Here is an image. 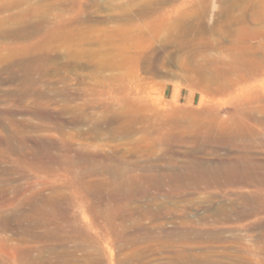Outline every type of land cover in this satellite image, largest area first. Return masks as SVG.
I'll use <instances>...</instances> for the list:
<instances>
[{
  "label": "rangeland",
  "instance_id": "obj_1",
  "mask_svg": "<svg viewBox=\"0 0 264 264\" xmlns=\"http://www.w3.org/2000/svg\"><path fill=\"white\" fill-rule=\"evenodd\" d=\"M141 1L0 0V264H264V0H207L190 23L230 50H203L196 80L164 29L149 44L123 18ZM209 166L245 174L195 177Z\"/></svg>",
  "mask_w": 264,
  "mask_h": 264
},
{
  "label": "bare ground",
  "instance_id": "obj_2",
  "mask_svg": "<svg viewBox=\"0 0 264 264\" xmlns=\"http://www.w3.org/2000/svg\"><path fill=\"white\" fill-rule=\"evenodd\" d=\"M144 1V0H143ZM172 1H174V0H172ZM181 1V0H180ZM183 1V0H182ZM220 1V0H219ZM222 1V0H221ZM220 1V2H221ZM247 1V0H246ZM184 2V1H183ZM206 2H207V0H198V1H196V2H194V3H192V13L191 12H189V8H188V6L187 5H189L188 3H183V4H181V5H178V4H173V3H170L169 1H167V0H146V1H144V2H142L141 1V3H139V4H136L137 6L135 7V9L133 8V9H131L132 7H130V9H131V11H128L129 12V14H126V12H125V15L123 16V18L124 19H126V21L127 20H131V19H133L134 17H140L139 19L141 20L142 18H143V20L145 21L144 23H140V25L138 26V30H139V33L140 34H142V35H144V36H146V37H148V39H149V44H151V43H153V45H154V43L157 41V33L158 32H163V31H165L166 33H167V38L164 40V42L166 43V45L165 46H167V45H170L171 44V46L173 45V46H175L176 48H178L180 51H183L184 53H183V55H185V56H178V59L175 57V56H173V57H168L167 56V54H165L168 58H170V60H177L178 62H180V65H181V67L183 66V67H187V66H196V69H192L193 71H192V73H193V77L195 78V80H196V78H203L205 75H206V72H207V69H206V67L205 66H203V65H208L207 63V61H210V59H209V56H204V55H202L201 53H202V51L203 50H205V49H214V50H217V52H218V50H221V51H223V49H225V48H227V49H229V46H226L225 44H224V41H222V40H224V39H222L221 40V38L220 37H218L219 39L218 40H216V38H214L215 36H213L214 34H215V28L213 29V27H210L211 25V23L209 24L210 26H205L204 24H201V25H199V22H198V25H197V23L196 24H193V23H190L191 21L190 20H192L193 18H195V19H197V20H203L204 21V23L206 22V19H205V17L207 16V5H206ZM233 2H234V0H233ZM233 2H231V4L233 3ZM209 3V2H208ZM237 3V2H236ZM238 3H240V2H238ZM224 4V3H223ZM228 4V3H227ZM235 4V3H234ZM247 4V3H246ZM245 4V5H246ZM131 5V4H130ZM191 5V4H190ZM221 5V4H220ZM225 6H226V4H224ZM235 5H237V4H235ZM133 6V5H132ZM230 6V5H229ZM223 7L222 9H221V11H220V13H223L224 14V12H226L227 13V11H230V7ZM249 6V5H248ZM124 7V6H123ZM126 7V6H125ZM124 7V8H125ZM236 7V6H235ZM244 7V6H243ZM256 7V6H255ZM262 8H263V6H261ZM219 8V7H218ZM232 8V7H231ZM248 8V7H247ZM253 8V7H252ZM258 8V7H257ZM261 8V9H262ZM235 9V8H234ZM234 9H233V11H234ZM121 10V9H120ZM122 10H124V9H122ZM211 10V9H210ZM216 10V9H215ZM232 10V9H231ZM236 10V9H235ZM247 10V9H246ZM246 10H244V11H246ZM264 10V9H263ZM191 11V10H190ZM258 11V10H257ZM213 12V11H212ZM243 12V11H242ZM241 12V13H242ZM218 13V12H217ZM247 13V12H246ZM249 13V12H248ZM212 14V13H211ZM216 14V13H215ZM231 14V13H230ZM239 14V13H238ZM244 14V13H243ZM245 15V14H244ZM159 16H161V22H159V24L157 25V24H154V23H152V22H150V20L151 19H153V18H155V17H159ZM219 16H220V14H219ZM228 16H229V12H228ZM239 16V15H238ZM255 16V15H254ZM119 17H120V15H119ZM189 17V18H188ZM264 17V16H263ZM223 18V17H222ZM233 19H234V17H232ZM242 18H243V16H242ZM248 18V17H247ZM119 19V18H118ZM137 19V18H136ZM205 19V20H204ZM224 19V18H223ZM264 19V18H263ZM135 20V19H134ZM210 20V19H209ZM217 21H218V19H216ZM225 20V19H224ZM227 20V19H226ZM225 20V21H226ZM235 20V19H234ZM194 21V20H193ZM207 21H208V19H207ZM224 21V22H225ZM251 21V20H250ZM264 21V20H263ZM227 22V21H226ZM235 22V21H234ZM241 22V21H240ZM253 24L255 23V21L253 22V21H251ZM256 22H257V20H256ZM134 23V22H133ZM236 23V22H235ZM234 23V24H235ZM242 23V22H241ZM247 23V22H246ZM263 23V22H262ZM214 24H216V22H214ZM124 26H125V23L123 24ZM128 25V24H127ZM130 25V24H129ZM221 25H222V23H221ZM236 25V24H235ZM235 25H233L234 27H235ZM237 25H239V24H237ZM240 25H242V24H240ZM244 25H246V24H244ZM216 26V25H215ZM218 26H220V24L218 25ZM224 26V25H223ZM250 26H252V25H250ZM249 26V27H250ZM117 27V26H116ZM126 27V26H125ZM234 27H232V29L234 28ZM260 27V26H259ZM263 27V26H262ZM122 27H120V29H121ZM225 27H223V29H224ZM227 28H228V26H227ZM242 28V27H241ZM245 28H246V26H245ZM252 28V27H251ZM250 28V29H251ZM162 29H164L163 31H162ZM199 31H198V30ZM217 29V28H216ZM219 29V28H218ZM218 29H217V31H218ZM221 29V28H220ZM219 29V30H220ZM222 29V30H223ZM226 29V28H225ZM240 29V28H239ZM244 29V28H243ZM253 29V28H252ZM221 30V31H222ZM226 30H228V29H226ZM230 31H231V29H229ZM263 30V29H262ZM134 31V30H133ZM244 31V30H243ZM250 31V30H249ZM258 31V30H257ZM174 32H175V34H174ZM196 32V33H195ZM218 32H220V31H218ZM227 32V31H226ZM232 32H234V31H232ZM237 32V36L236 37H238L239 35L241 36V34H239L240 32H238V31H236ZM248 32V31H247ZM254 32V31H253ZM259 32V31H258ZM120 33V32H119ZM126 33V32H125ZM128 33V32H127ZM224 33V32H223ZM235 33V32H234ZM245 33V32H244ZM243 33V34H244ZM250 33H251V31H250ZM133 34V33H132ZM137 34V33H136ZM135 34V35H136ZM196 34H198V35H196ZM221 34V33H220ZM226 34V33H225ZM224 34V35H225ZM228 34V33H227ZM230 34V33H229ZM236 34V33H235ZM234 34V35H235ZM247 33H245V35H246ZM249 34V33H248ZM162 35V34H161ZM223 35V36H224ZM231 35V34H230ZM233 35V36H234ZM260 35V34H259ZM140 36V35H139ZM166 36V35H165ZM219 36V35H218ZM239 36V37H240ZM242 37V36H241ZM262 37V36H261ZM109 38V37H108ZM123 38V37H122ZM122 38H120V39H122ZM224 38V37H223ZM228 38V37H227ZM230 38H233V37H230ZM229 38V39H230ZM257 38V34L256 33H252V34H250V35H247V36H245L244 38L242 37V38H237V39H235L236 41H237V43H235V44H232L231 45V48H233V47H235V48H237L238 50H240V49H242V48H244V47H246L247 45H248V43L247 42H250V41H252V40H254V39H256ZM161 39V38H160ZM264 39V38H263ZM109 41H110V39H108ZM233 40V39H232ZM257 40V39H256ZM262 40V39H261ZM101 41V40H100ZM109 41H108V43L107 44H109ZM118 42H119V40H117ZM122 41H124V40H122ZM125 41H127V40H125ZM129 41V40H128ZM134 41V40H133ZM259 41V40H258ZM91 42V41H90ZM96 42V41H95ZM107 42V41H106ZM111 42V41H110ZM229 42H230V40H229ZM232 42V41H231ZM231 42H230V44H231ZM260 42V41H259ZM259 42H257L256 41V43H259ZM94 43V42H93ZM98 43V42H97ZM96 43V44H97ZM113 43V42H112ZM111 43V44H112ZM134 43V42H133ZM144 43V42H143ZM164 43V44H165ZM225 43H226V40H225ZM233 43H234V41H233ZM90 44H92V42L90 43ZM106 44V45H107ZM110 44V45H111ZM120 44H121V42H120ZM127 44V43H126ZM129 44V43H128ZM247 44V45H246ZM117 45H119V44H117ZM138 45V44H137ZM258 45V44H257ZM256 45V46H257ZM122 46V45H121ZM132 46V45H131ZM254 47H255V45H253ZM127 47H128V45H127ZM156 47V46H155ZM168 47V46H167ZM248 47V46H247ZM249 47H250V45H249ZM133 48V47H132ZM234 48V49H235ZM259 48V47H258ZM128 49H130V47L128 48ZM171 49H172V47H171ZM236 49V50H237ZM248 49V48H247ZM138 50V49H137ZM167 50V49H166ZM169 50H170V47H169ZM169 50H167V51H169ZM230 50V49H229ZM232 50V49H231ZM235 50V51H236ZM245 50V49H244ZM126 51V50H125ZM164 51V50H163ZM225 51V50H224ZM256 51V50H255ZM132 52V51H131ZM130 52V53H131ZM141 52H142V50H141ZM211 52V51H210ZM216 52V53H217ZM220 52V51H219ZM234 52V51H233ZM232 52V53H233ZM133 53V52H132ZM143 53V52H142ZM171 53V52H170ZM176 53V52H175ZM226 53H227V51H226ZM261 53H263V52H261ZM139 54V53H138ZM172 54V53H171ZM171 54H168V55H171ZM177 54V53H176ZM181 54V53H180ZM231 54V53H230ZM248 54V53H247ZM253 54V53H252ZM141 55V54H140ZM163 55V54H162ZM207 55H209L208 53H207ZM244 55V54H243ZM251 54H249V58L251 57L250 56ZM144 56V55H143ZM235 56V55H234ZM238 56V55H237ZM240 56H242L241 54H240ZM147 57V62L146 63H144V64H142V65H146L145 67L149 70V71H153L154 73H156V72H158V68H157V65H158V61L159 60H161L162 59V57H159L158 55H157V51H153V52H150V55H148V56H146ZM164 57V56H163ZM232 57V56H231ZM143 58V57H142ZM241 58V57H240ZM165 59H167L166 57H165ZM233 59V58H232ZM257 59H258V56H257ZM260 59V58H259ZM258 59V60H259ZM144 60H145V57H144ZM220 60V59H219ZM253 60V59H252ZM256 60V59H255ZM235 61V60H234ZM249 61V60H248ZM257 61V60H256ZM172 62H174V61H172ZM205 62V63H204ZM238 62V61H237ZM217 63V62H216ZM249 63V62H248ZM255 63V62H254ZM115 64V63H114ZM161 64V63H160ZM219 64H220V62H219ZM228 64V63H227ZM230 64V63H229ZM246 64V63H245ZM252 64H253V61H252ZM105 65V64H104ZM110 65V64H109ZM137 65H141L140 63L139 64H137ZM162 65V64H161ZM223 65V64H222ZM225 65V64H224ZM223 65V66H224ZM235 65V64H234ZM118 66V65H117ZM214 66V65H213ZM226 66V65H225ZM239 66H241V65H239ZM254 66V65H253ZM217 67V66H216ZM234 67V66H233ZM242 67V66H241ZM220 68V67H219ZM221 68H223V67H221ZM226 68V67H225ZM228 68V67H227ZM256 68V67H255ZM117 69H118V67H117ZM129 69V68H128ZM218 69V68H217ZM229 69V68H228ZM241 69V68H240ZM190 70V69H189ZM233 70V69H232ZM252 70V69H251ZM229 71H231V70H229ZM245 71V70H244ZM126 72V71H125ZM238 72V71H237ZM236 72V73H237ZM259 72H261V71H259ZM123 73V72H122ZM132 73V72H131ZM142 73V72H141ZM186 74V73H185ZM223 74H226V71L225 72H223L222 70H216V72L214 73L213 72V74L212 75H214V77L213 78H215L214 80H213V83L215 84V86H217V87H220V88H223V86H224V80L223 79H225V78H223ZM234 74V73H233ZM261 74V73H260ZM259 75V74H258ZM154 76V75H153ZM182 76V75H181ZM208 76V75H207ZM210 76V75H209ZM226 76V75H225ZM230 76V75H229ZM185 77H186V75H185ZM240 77V76H239ZM239 77H238V79H239ZM229 78V77H228ZM182 79V78H181ZM204 80V79H203ZM202 80V81H203ZM211 80V79H210ZM226 80V79H225ZM186 82V81H185ZM187 82H189V81H187ZM206 82V80H204V83ZM212 82V81H211ZM201 83V82H200ZM211 84V83H210ZM213 84V85H214ZM226 84H229V83H226ZM234 85H236V84H234ZM205 86V85H204ZM214 86V87H215ZM232 86V85H231ZM211 87V86H210ZM210 87H208V89L210 88ZM243 87V86H242ZM231 88V87H230ZM211 89V88H210ZM229 89V88H228ZM215 90V89H214ZM227 90V89H226ZM241 91H242V89H241ZM244 91V90H243ZM150 93V92H149ZM139 99H144V97L141 95V97H139ZM150 99H151V97H150ZM134 100V99H133ZM151 101V100H150ZM126 102V101H125ZM128 102H130V101H128ZM132 103V102H131ZM152 103V102H151ZM125 105V104H124ZM126 106V105H125ZM130 106H131V104H130ZM139 113V112H138ZM145 113V112H144ZM136 114V113H135ZM140 116V115H139ZM246 116V115H245ZM248 117V116H247ZM256 119V118H255ZM98 120V119H97ZM143 120V119H142ZM141 121V120H140ZM158 122V121H157ZM128 123V122H127ZM192 123V122H191ZM197 123V122H196ZM202 123H203V121H202ZM258 123V122H257ZM193 124V123H192ZM204 125V124H203ZM219 125V124H218ZM254 125V124H253ZM205 126V125H204ZM139 127V126H138ZM185 127V126H184ZM99 128H100V126H99ZM212 128V127H211ZM218 129V128H217ZM136 130V129H135ZM131 131V130H130ZM192 131V130H191ZM219 131V130H218ZM249 131V130H248ZM248 131H247V133H248ZM100 132V131H99ZM241 132V131H240ZM134 133V132H133ZM195 133V132H194ZM205 133V132H204ZM206 133H208V132H206ZM210 133V136L211 137H213V136H215L214 135V133L213 132H209ZM257 134V133H256ZM255 134V135H256ZM132 135V134H131ZM189 135V134H188ZM208 135V134H207ZM217 135V134H216ZM230 135V134H229ZM239 135V134H238ZM258 135H259V133H258ZM184 136V135H183ZM194 136V135H193ZM196 136V135H195ZM204 136V135H203ZM227 136V135H226ZM233 136V135H232ZM237 136V135H236ZM205 137V136H204ZM254 135L253 134H251V136L249 135L248 136V138H247V136L246 137H242L241 139H246V140H244V142H246V143H253L254 142ZM203 138V137H202ZM195 139V138H194ZM210 139V138H209ZM213 139H214V137H213ZM212 139V140H213ZM240 139V138H239ZM199 140V139H198ZM206 139H204L203 141H201V140H199V142H204ZM207 140H208V138H207ZM215 140V139H214ZM224 140L225 141H232L233 140V138L232 137H229V136H227V137H225L224 138ZM262 140V139H261ZM234 141V140H233ZM187 142V141H186ZM191 143V142H190ZM193 143H196V142H193ZM149 144V143H148ZM164 156V155H163ZM189 156H190V154H189ZM244 156V155H243ZM89 157V156H88ZM132 157V156H131ZM130 157V158H131ZM179 157V156H178ZM239 157V156H238ZM237 157V158H238ZM242 157V155H240V158ZM246 157V156H245ZM244 157V158H245ZM249 157H250V155H249ZM185 158V157H184ZM198 158V157H197ZM233 158H236V157H233ZM237 158H236V161L238 162V164H239V161L237 160ZM243 158V159H244ZM251 158V157H250ZM250 158L248 159V158H246V160L248 159V160H250ZM142 160V159H141ZM240 160V159H239ZM247 160V161H248ZM231 161V160H230ZM235 161V162H236ZM244 161V160H243ZM232 162H233V160H232ZM235 162H233V163H235ZM236 162V163H237ZM252 162H253V159H252ZM256 162V161H255ZM255 162H253V163H250V164H254ZM241 163H243L242 161H241ZM184 164V163H183ZM256 164V163H255ZM130 165V164H129ZM139 165V164H138ZM247 165H249L248 163H247ZM103 166V165H102ZM119 166V165H118ZM152 166V165H151ZM206 166V165H205ZM227 166H228V164H227ZM227 166H226V168H224V169H212L210 166V168H203V169H200V170H197L196 171V175H195V177H198L199 178V176L200 177H214V176H232V177H234L235 179L236 178H238V177H240V176H243L245 173L243 172V170H242V172L244 173V174H242L241 175V173L237 170V168H238V166L235 164V166H237V168H236V170L234 169V168H230L231 166H232V164H231V162H230V167L229 168H227ZM253 166V165H252ZM252 166L250 167V168H252ZM190 167V166H189ZM214 167V166H213ZM225 167V166H224ZM233 167V166H232ZM254 167H256V166H254ZM199 168V167H198ZM201 168V167H200ZM248 168V167H247ZM253 169V168H252ZM256 168H254V170H255ZM249 171V170H248ZM251 171V170H250ZM249 171V172H250ZM239 172V173H238ZM155 173V172H154ZM260 173V172H259ZM189 174V173H188ZM252 175H254V177H255V175H256V172H253V173H251ZM109 176V175H108ZM168 177V176H167ZM231 178V177H230ZM243 178V177H242ZM250 178V177H249ZM252 179V178H251ZM249 180V179H248ZM253 180L255 181V183H263L264 184V177H256V178H253ZM206 181V180H205ZM245 182H246V180H245ZM187 183V182H186ZM246 183H248V182H246ZM139 184V183H138ZM141 184V183H140ZM192 184V183H191ZM252 184H254L253 183V181H252ZM255 185V184H254ZM204 186V185H203ZM256 187H257V185H255ZM204 189V188H203ZM115 191V190H114ZM165 192V191H164ZM127 196V195H126ZM158 197V196H157ZM176 198V197H175ZM50 199V198H49ZM97 199V198H96ZM131 207V206H130ZM179 210V209H178ZM230 210V209H229ZM67 220V219H66ZM7 221V220H6ZM35 223V222H34ZM121 230V229H120ZM124 231V230H123ZM127 232V231H126ZM60 239V238H59ZM71 239V238H70ZM51 240V239H50ZM75 240V239H74ZM170 243V242H169ZM49 244V243H48ZM176 254V253H175ZM47 256V255H46ZM49 256V255H48ZM23 257H24V255H23ZM31 257H29V259H30ZM88 258V257H87ZM112 258V257H111ZM24 259V258H23ZM93 259V258H92ZM50 260V259H49ZM101 260V259H100ZM211 261H213V260H211ZM210 261V262H211ZM215 261V260H214Z\"/></svg>",
  "mask_w": 264,
  "mask_h": 264
},
{
  "label": "crops",
  "instance_id": "obj_3",
  "mask_svg": "<svg viewBox=\"0 0 264 264\" xmlns=\"http://www.w3.org/2000/svg\"><path fill=\"white\" fill-rule=\"evenodd\" d=\"M171 96L177 101L186 100L187 102L191 101V98H192V95L190 94L185 95V93L182 90L178 92L175 91Z\"/></svg>",
  "mask_w": 264,
  "mask_h": 264
}]
</instances>
